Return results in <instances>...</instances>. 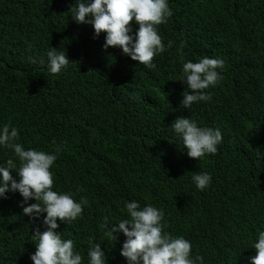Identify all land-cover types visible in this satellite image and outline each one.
Instances as JSON below:
<instances>
[{
	"label": "trees",
	"instance_id": "1",
	"mask_svg": "<svg viewBox=\"0 0 264 264\" xmlns=\"http://www.w3.org/2000/svg\"><path fill=\"white\" fill-rule=\"evenodd\" d=\"M168 4L161 33L171 47L147 69L118 47L100 50L104 33L90 38L85 30L92 26L73 21L75 0H0V125L15 126L26 150L60 148L50 168L53 190L87 200L85 238L102 242L110 264H124L117 252L121 233L111 241L101 224L127 218L124 205L132 200L162 209L203 264L221 252L229 264H250L264 230V0ZM77 31L78 48L72 47ZM181 45L185 61H223L222 78L205 90L211 99L188 110L180 107L188 91L179 80ZM49 46L70 54L60 74L29 62L46 58ZM179 116L220 129L214 155L187 157L171 129ZM8 159L15 162L11 150L0 148V165ZM200 172L211 175L202 192L191 180ZM18 201L0 199V264H10L38 224L18 211ZM2 220L18 241L7 237ZM193 222L201 230L190 231ZM60 231L80 241L74 222Z\"/></svg>",
	"mask_w": 264,
	"mask_h": 264
},
{
	"label": "clouds",
	"instance_id": "2",
	"mask_svg": "<svg viewBox=\"0 0 264 264\" xmlns=\"http://www.w3.org/2000/svg\"><path fill=\"white\" fill-rule=\"evenodd\" d=\"M71 8V7H70ZM71 17L77 24H90L85 30L88 36L104 33L100 50L122 52L144 68L153 69V58L171 47L169 36L162 37V23L171 15L168 0H75ZM137 25L133 32L132 23ZM161 34V35H160ZM72 47H79L73 32ZM165 38V40H163ZM100 43V42H99ZM118 47L119 49H117ZM180 55L182 78L179 79L188 91L182 92L180 107L190 109L194 104L211 99L205 90L214 87L222 78L223 61L219 58L203 57L197 62L183 60L182 45L177 49ZM46 58H30L29 62L45 67L49 74H60L70 63V54L63 48L50 47ZM100 66L98 71L101 70ZM97 71V72H98ZM174 136L182 143L187 157L197 161L207 154H215L222 142L219 128L198 126L188 116H179L171 122ZM18 129L5 123L0 125V148L10 149L13 159L0 165V199L15 196L18 211L30 220H38L32 232L19 251L10 258V264H110L102 242L87 241L82 229L83 208L87 200H74L73 194L53 190V173L50 168L57 159L60 148L52 152L28 148L18 143ZM14 170L16 177L10 173ZM195 188L204 191L211 183L208 172L191 177ZM11 192V193H9ZM127 218L120 219L109 227L105 220L101 227L104 236L111 241L119 234L118 254L124 264H203V257L191 253L190 239L183 232L175 231L164 220V211L151 204L141 207L132 200L124 205ZM74 222L81 234L80 241L61 232L65 224ZM7 237H18L2 220ZM190 231H199L201 226L193 222ZM255 255L249 257L250 264H264V230L252 245ZM213 264H229L224 253L212 255Z\"/></svg>",
	"mask_w": 264,
	"mask_h": 264
}]
</instances>
